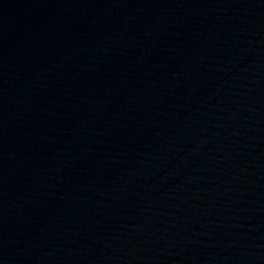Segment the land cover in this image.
I'll return each mask as SVG.
<instances>
[{"label": "water", "instance_id": "95a60500", "mask_svg": "<svg viewBox=\"0 0 264 264\" xmlns=\"http://www.w3.org/2000/svg\"><path fill=\"white\" fill-rule=\"evenodd\" d=\"M0 264H264V0H0Z\"/></svg>", "mask_w": 264, "mask_h": 264}]
</instances>
